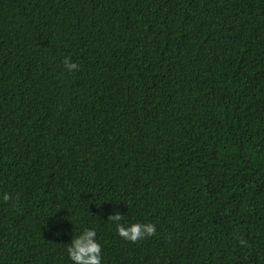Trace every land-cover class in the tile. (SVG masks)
Listing matches in <instances>:
<instances>
[{
    "label": "trees",
    "instance_id": "16d2710c",
    "mask_svg": "<svg viewBox=\"0 0 264 264\" xmlns=\"http://www.w3.org/2000/svg\"><path fill=\"white\" fill-rule=\"evenodd\" d=\"M86 228L102 264H264V0H0V264Z\"/></svg>",
    "mask_w": 264,
    "mask_h": 264
},
{
    "label": "clouds",
    "instance_id": "9594fccd",
    "mask_svg": "<svg viewBox=\"0 0 264 264\" xmlns=\"http://www.w3.org/2000/svg\"><path fill=\"white\" fill-rule=\"evenodd\" d=\"M65 67L68 71L77 69L74 62L65 60ZM11 199L9 194L3 195V200ZM123 215L118 209H114L108 215L107 220L116 224L117 233L120 237L131 242H137L146 237H151L155 232V225L151 223H134L125 226L120 223ZM58 221H54V226ZM102 246L97 239V232L94 228H86L79 235L72 237L67 247L68 258L73 264H102Z\"/></svg>",
    "mask_w": 264,
    "mask_h": 264
}]
</instances>
